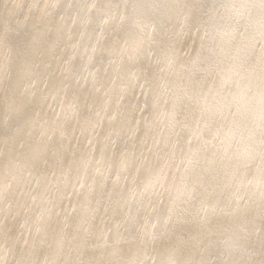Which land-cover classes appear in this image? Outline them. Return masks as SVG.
<instances>
[{
	"label": "bare ground",
	"instance_id": "obj_1",
	"mask_svg": "<svg viewBox=\"0 0 264 264\" xmlns=\"http://www.w3.org/2000/svg\"><path fill=\"white\" fill-rule=\"evenodd\" d=\"M0 264H264V0H0Z\"/></svg>",
	"mask_w": 264,
	"mask_h": 264
},
{
	"label": "rangeland",
	"instance_id": "obj_2",
	"mask_svg": "<svg viewBox=\"0 0 264 264\" xmlns=\"http://www.w3.org/2000/svg\"><path fill=\"white\" fill-rule=\"evenodd\" d=\"M18 237V236H17Z\"/></svg>",
	"mask_w": 264,
	"mask_h": 264
}]
</instances>
